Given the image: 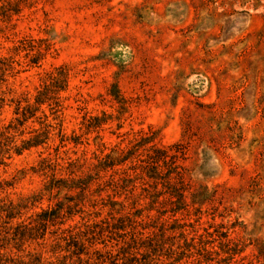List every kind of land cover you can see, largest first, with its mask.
I'll list each match as a JSON object with an SVG mask.
<instances>
[{
  "label": "rangeland",
  "instance_id": "374dc122",
  "mask_svg": "<svg viewBox=\"0 0 264 264\" xmlns=\"http://www.w3.org/2000/svg\"><path fill=\"white\" fill-rule=\"evenodd\" d=\"M0 264H264V0H0Z\"/></svg>",
  "mask_w": 264,
  "mask_h": 264
},
{
  "label": "trees",
  "instance_id": "16d2710c",
  "mask_svg": "<svg viewBox=\"0 0 264 264\" xmlns=\"http://www.w3.org/2000/svg\"><path fill=\"white\" fill-rule=\"evenodd\" d=\"M61 75H62V73H61ZM63 87H64V85L63 86L62 85L59 86L60 89H63ZM47 90H48V87L45 85L43 91L42 92H38V96H37V99H36L37 103H42L43 102V99H44L43 97H44L45 93L48 92ZM46 139H47L46 136L43 139H40L39 136L38 137L36 136L31 141L25 142V144L23 145V147L21 149H26V148H29V147H35V146L41 145L42 143H44V140H46ZM153 152L158 157L156 158L155 162H150L149 164L150 165H152V164L154 165L155 164V166H157V161L162 159L163 157L165 158L164 152H163L162 149H156V148L153 149ZM57 182H60V180L54 181V179H52L50 184H49V186L46 188V190L47 191H51L52 189H54L55 188L54 185ZM56 188H58V187H56ZM72 188H73V186H69L68 189H72ZM14 210H15L14 207H9V208H6L4 210L6 212V218L7 219L14 218V216H13L14 215V212H13ZM37 217H38V221L36 222V225L38 226L39 229L42 228L43 231H44V229H46V226H47L48 223H52L54 220H56L58 218V212H57V210H42L37 215ZM20 227H22V226H20ZM18 228H19V226L16 227V229H18ZM23 232H24V228L22 229V232L19 233V235L23 234ZM16 235H17V233L14 234V236H16ZM42 235L43 234H41V236ZM20 237H22V235Z\"/></svg>",
  "mask_w": 264,
  "mask_h": 264
}]
</instances>
